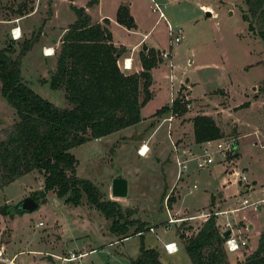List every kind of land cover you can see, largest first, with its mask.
Returning a JSON list of instances; mask_svg holds the SVG:
<instances>
[{
	"label": "rangeland",
	"instance_id": "rangeland-1",
	"mask_svg": "<svg viewBox=\"0 0 264 264\" xmlns=\"http://www.w3.org/2000/svg\"><path fill=\"white\" fill-rule=\"evenodd\" d=\"M69 2L86 6L93 17L100 13L112 16L116 5L126 2L137 31L111 24L113 40L131 45L144 35L135 41L134 57L142 43L158 50L160 56L159 64L150 69L151 97L139 109L142 119L69 148L76 157L75 173L91 180L105 197L116 200L128 218L143 222V228L140 233H132L133 225L128 228L129 235L119 236L110 230V218L83 197L79 203L71 204L47 190L43 201L31 211L0 212V245L4 252H15L14 264H63L60 258L45 252L66 255L69 251L85 254L68 264H131L142 244L155 248L162 264H191L182 246L183 238L175 234L178 224L166 222L167 216L225 209L216 214L218 229L229 222L234 234L247 239L239 250L226 252V264L242 260L255 247L259 233L264 240V203L230 210L243 197L252 200L259 196L258 185L264 183V93L258 89L264 76V45L255 33L254 19L248 15L243 0H95L91 5L86 4L87 0H0V48L11 43L9 54L15 57L22 41L31 40L29 48L19 56L21 77L58 106L67 105L63 89L50 88L47 80L55 65L57 35L74 19ZM153 3L158 4L162 17L157 10H151ZM242 12L253 29L247 28ZM166 22L182 34L172 45L168 43ZM13 26L19 28L16 38L10 35ZM44 46H51L52 53L45 55ZM163 49L168 50L169 60L161 55ZM125 56L130 57L120 55L119 63ZM177 94L188 101L184 112L152 115L158 106L169 103ZM235 100L240 102L233 107L237 110L218 115L221 104ZM196 113H211L224 138L237 129V151L234 156L228 153L223 161L217 160L214 153L215 159L201 168L190 159L182 178L175 181L176 154L169 138L176 146L193 142L186 121ZM169 114L170 120H163ZM15 119L13 108L0 95V138ZM235 120L236 127L232 123ZM214 141L210 140L211 146ZM143 145L147 146L146 152L139 154L137 149ZM232 164L246 175L250 187L247 193L242 192V184L227 170ZM115 175L127 181L124 196L110 192ZM193 183L195 186L191 187ZM41 186V170L23 173L0 187V206L10 207ZM200 221L187 219L182 226L189 233ZM248 221L252 223L249 225ZM171 238L177 249L167 253L162 243Z\"/></svg>",
	"mask_w": 264,
	"mask_h": 264
},
{
	"label": "trees",
	"instance_id": "trees-1",
	"mask_svg": "<svg viewBox=\"0 0 264 264\" xmlns=\"http://www.w3.org/2000/svg\"><path fill=\"white\" fill-rule=\"evenodd\" d=\"M94 1L87 0L86 4ZM243 2L248 15L254 19L255 33L264 45V0ZM69 7L74 19L61 32L55 65L47 80L52 89L62 87L67 105H56L22 79L19 56L29 48L31 40L22 41L15 57L9 54L11 43L0 48V95L16 114L10 128L0 138V187L23 173L41 170V188L28 194L35 201H43L47 190L71 204L79 203L83 197L110 218L111 231L127 236L130 226L134 225V233L143 228V222L128 218V213L116 200L105 197L88 178L78 176L75 173L76 157L69 148L141 119L139 109L151 97L150 69L160 61V56L152 46L139 49L140 68L123 71L118 58L124 46L113 43L108 18L92 22L84 5L69 2ZM241 17L247 21V28L253 29L244 12ZM114 20L126 28L135 27L125 2L117 4ZM258 89L264 93V76ZM187 103L181 94H177L169 103L158 106L152 115L182 113ZM191 123L195 142L223 137L222 129L210 114L196 113L191 117ZM172 199L171 196L168 198L169 201ZM212 202L210 195L209 204ZM9 211L15 212L14 205L0 206L1 213L10 214ZM178 228L175 232L183 238L182 246L191 264H226V251L222 247L224 236L217 227L214 214L202 220L189 235L179 232ZM131 264L162 263L155 248L140 244ZM235 264H264L262 233L258 234L255 247Z\"/></svg>",
	"mask_w": 264,
	"mask_h": 264
},
{
	"label": "built area",
	"instance_id": "built-area-1",
	"mask_svg": "<svg viewBox=\"0 0 264 264\" xmlns=\"http://www.w3.org/2000/svg\"><path fill=\"white\" fill-rule=\"evenodd\" d=\"M151 10H157L158 12V16L162 17V11L159 9V6L157 3H153V5H151ZM167 30H168V43L169 45H172L173 43L177 42L178 40H180L182 34L179 30V28H177L176 30H174L167 22ZM10 35L13 38H16L19 35V28L18 26H13L10 28ZM161 55L163 57H167L168 56V50L167 49H163L161 50ZM169 60V56L167 58ZM127 60L129 62H127ZM122 68H129L130 67V57L129 56H125L122 58V61L120 63ZM171 101V100H170ZM172 114H169L168 116L164 117L163 120H167L169 121L171 118ZM170 132H169V126H167V135L169 136ZM214 144L211 146L210 145V140H205L202 144V148L199 152L196 153H188L187 156H183V154H181L179 151L180 149H178V147L176 146V144L174 143V140L169 138V141L171 143V147L174 150L176 156H175V181L179 180L182 178L183 173L186 170L187 167V161L190 159H194L195 161V165L198 168L204 167L207 164L211 163L215 158H214V153L215 155L218 156L219 161H223L225 160L226 155H228V153L233 154L235 152V136L231 135L227 138L224 137H220L217 139H214ZM179 150V151H178ZM137 152L139 154H142L144 152H146V150L144 152L140 151V148L138 147ZM180 153V156L178 155V153ZM230 174H232L243 186V192L247 193L248 189H249V184L247 183V179H246V175L244 173H242L238 168H236L235 166H230L228 169ZM195 184L193 183L191 185V187H194ZM190 190V187H188L187 191ZM258 194L259 196H257L256 198L252 199V200H248L246 197H243L238 203L239 205L236 207L231 208L230 210H238L240 208H243L245 206L248 205H252L254 207L261 205L262 203H264V183H260L258 185ZM225 209H219V210H214V209H208V210H200L197 213L194 214H189V215H180V216H172L168 215L166 222H176L179 226V232H183L184 235H189L191 233H193L192 231H195L199 224L197 225V227L194 228V230L190 231L189 233L186 232L187 228H184L183 226H181V222H183L184 220L187 219H194V218H199L201 221L204 220L206 217H208L210 214H218L220 212H225ZM168 214V212H167ZM200 221V222H201ZM217 224V223H216ZM226 228L229 229V232L224 236V239L222 241V247L226 252H234L236 250H239L241 247H243L246 242L247 239L246 237L240 236L238 233L234 234L233 228L230 226L229 222H224L223 226H221V228L219 229L221 232L223 230H225ZM152 229V227H150V230ZM141 230L137 231V233H140ZM176 235H178L175 232ZM233 245H235V247H233ZM162 247L164 249L165 252L167 253H171L174 252L177 249L176 246V242L174 239L172 240H167L164 241L162 243ZM49 255H52L56 258H60L61 263L63 264H68L70 262H72L74 259H79L80 256H82L83 254H85V252H74V251H69L66 255H57L54 254L52 252H45ZM14 258V255L10 256L9 258H6L4 256H2V253L0 251V260H3L6 264H12V259Z\"/></svg>",
	"mask_w": 264,
	"mask_h": 264
},
{
	"label": "crops",
	"instance_id": "crops-1",
	"mask_svg": "<svg viewBox=\"0 0 264 264\" xmlns=\"http://www.w3.org/2000/svg\"><path fill=\"white\" fill-rule=\"evenodd\" d=\"M126 3V2H125ZM74 4V3H73ZM92 4V3H91ZM90 4V5H91ZM127 4V3H126ZM76 5V4H75ZM117 6V5H116ZM86 7V6H85ZM128 8H129V6H128ZM85 10H86V8H85ZM87 11V10H86ZM130 11V10H129ZM88 12V11H87ZM131 13V12H130ZM88 14H89V12H88ZM90 15V20L92 21V22H94V21H99V22H101L102 21V17H105V16H103L101 13L100 14H98L96 17H93V16H91V14H89ZM108 23H107V26L109 27V29L111 30V24H114V23H117L115 20H114V14L111 16V15H108ZM117 24H119V23H117ZM135 24H136V22H135ZM123 26V25H122ZM65 27V26H64ZM64 27L61 29V31L58 33V35H57V39H56V41L54 42V44L56 45V46H58L59 45V38H60V35H61V32L64 30ZM136 27V26H135ZM135 27H132V28H130V29H127V30H134V31H137L136 29H135ZM144 36V35H143ZM143 36H140L139 38L140 39H142V37ZM139 38H137V39H135L133 42H132V44L131 45H125V44H123V43H119V42H115L114 40H113V35H112V41H113V43L115 44V45H119V44H121V45H123L124 46V50L122 51V53H121V56H122V54H126V55H130V67L129 68H122L121 67V65H120V63H119V60H118V65L120 66V68L123 70V71H132V70H138L139 68H140V62H139V58H138V56H136V58L134 57V54L132 53V49H134L135 48V46H136V44H135V41L136 40H140ZM45 47L46 46H44V49H45ZM48 47V46H47ZM131 48V50H129ZM54 63H55V59H54ZM157 64H159V63H157ZM52 67H54V65L52 66ZM187 94H186V97H187V99H189V98H191L190 97V93H189V91L187 90ZM222 97H224L223 95H222ZM221 100H219V102H220ZM238 103H240V102H236V100L235 101H233L232 103H225V104H221L218 108H217V112H219L218 113V115L219 116H221L222 117V113L223 112H225V111H227V112H230L231 110H237L238 108H233V107H235ZM250 104V103H249ZM217 105V104H216ZM247 107V106H246ZM240 108V107H239ZM206 114H210L211 115V113H206ZM141 116V115H140ZM182 116H184V117H189L187 114L186 115H183L182 114ZM212 116V115H211ZM213 117V116H212ZM224 117V116H223ZM226 117H228L227 115L225 116V118ZM214 118V120H215V117H213ZM141 119H142V116H141ZM140 119V120H141ZM139 120V121H140ZM187 122V128H188V130H189V134H190V138L192 137V141H193V135H192V123H191V118L189 117L188 118V120L186 121ZM215 122L218 124V122L215 120ZM232 122V121H231ZM233 123V125L236 127L237 126V122H236V120L235 121H233L232 122ZM219 125V124H218ZM220 126V125H219ZM237 132V133H236ZM236 132L233 134L234 136H235V138H237L238 137V131H237V129H236ZM204 142V141H203ZM203 142H195V141H193V142H187V143H183V146H177L178 147V149H180V153L181 154H183V156H185L184 155V153L186 154V156H187V152L186 151H188L189 153H196V152H198V148L200 149L201 148V146H202V144H203ZM185 144V145H184ZM236 151H237V148H236ZM235 151V152H236ZM234 152V153H235ZM233 153V156L235 155ZM231 166H234V164H232ZM236 167V166H235ZM229 168V167H228ZM227 168V169H228ZM224 170H226L225 168H224ZM242 188H243V186H242ZM249 189H250V187H249ZM243 192V191H242ZM259 206V205H258ZM232 211H234V210H232ZM186 214H194V213H186ZM185 214V215H186ZM215 217H216V215H215ZM195 219V218H194ZM199 219V218H198ZM190 223V222H189ZM249 225L252 223V222H250V221H248L247 222ZM173 238H171V239H169V240H172ZM1 247H0V251H1V253H2V256H4V257H6V258H9L10 256H12V255H15V252L14 253H12V254H9V255H7V253L6 252H4V248H3V246L2 245H0ZM0 264H6L3 260H0ZM12 264H14V258L12 259Z\"/></svg>",
	"mask_w": 264,
	"mask_h": 264
},
{
	"label": "water",
	"instance_id": "water-1",
	"mask_svg": "<svg viewBox=\"0 0 264 264\" xmlns=\"http://www.w3.org/2000/svg\"><path fill=\"white\" fill-rule=\"evenodd\" d=\"M208 13V12H206ZM141 48L145 49L146 45L144 43L141 44ZM127 191V181L124 177L120 175H115L111 178L110 183V192L113 196H124ZM38 202L35 201L30 195H26L18 200L14 204V211L15 212H22V211H31L37 208ZM229 232V229L226 228L222 231V235L225 236Z\"/></svg>",
	"mask_w": 264,
	"mask_h": 264
},
{
	"label": "bare ground",
	"instance_id": "bare-ground-1",
	"mask_svg": "<svg viewBox=\"0 0 264 264\" xmlns=\"http://www.w3.org/2000/svg\"><path fill=\"white\" fill-rule=\"evenodd\" d=\"M52 51H53V49H52L51 46L45 47V49H44V54H45V55H49V54L52 53ZM127 62H129V61L127 60ZM146 149H147V146H146V145H143V146L140 148V151H141V152H144Z\"/></svg>",
	"mask_w": 264,
	"mask_h": 264
},
{
	"label": "clouds",
	"instance_id": "clouds-1",
	"mask_svg": "<svg viewBox=\"0 0 264 264\" xmlns=\"http://www.w3.org/2000/svg\"><path fill=\"white\" fill-rule=\"evenodd\" d=\"M233 247H235V245H233Z\"/></svg>",
	"mask_w": 264,
	"mask_h": 264
}]
</instances>
